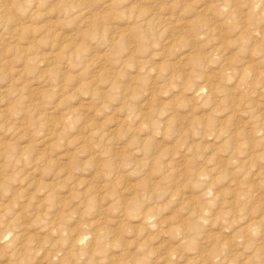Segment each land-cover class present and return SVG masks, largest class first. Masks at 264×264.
Here are the masks:
<instances>
[{"label": "rangeland", "instance_id": "rangeland-1", "mask_svg": "<svg viewBox=\"0 0 264 264\" xmlns=\"http://www.w3.org/2000/svg\"><path fill=\"white\" fill-rule=\"evenodd\" d=\"M0 264H264V0H0Z\"/></svg>", "mask_w": 264, "mask_h": 264}, {"label": "bare ground", "instance_id": "bare-ground-1", "mask_svg": "<svg viewBox=\"0 0 264 264\" xmlns=\"http://www.w3.org/2000/svg\"><path fill=\"white\" fill-rule=\"evenodd\" d=\"M263 128V127H262ZM261 129V128H260ZM253 148V147H252ZM255 148H257V147H255ZM254 149V148H253Z\"/></svg>", "mask_w": 264, "mask_h": 264}]
</instances>
